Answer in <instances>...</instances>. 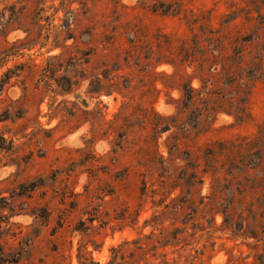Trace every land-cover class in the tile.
Wrapping results in <instances>:
<instances>
[{
    "label": "rangeland",
    "instance_id": "374dc122",
    "mask_svg": "<svg viewBox=\"0 0 264 264\" xmlns=\"http://www.w3.org/2000/svg\"><path fill=\"white\" fill-rule=\"evenodd\" d=\"M0 264H264V0H0Z\"/></svg>",
    "mask_w": 264,
    "mask_h": 264
}]
</instances>
